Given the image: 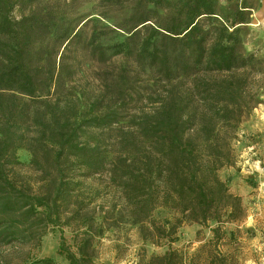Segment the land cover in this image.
Here are the masks:
<instances>
[{"label": "trees", "instance_id": "trees-1", "mask_svg": "<svg viewBox=\"0 0 264 264\" xmlns=\"http://www.w3.org/2000/svg\"><path fill=\"white\" fill-rule=\"evenodd\" d=\"M104 1L0 0V264L29 263L51 228L73 230L58 256L98 264L95 240L124 223L168 247L140 264H234L221 244L247 210L224 172L264 76L239 36L251 0ZM187 224L213 234L192 255L173 248Z\"/></svg>", "mask_w": 264, "mask_h": 264}, {"label": "rangeland", "instance_id": "rangeland-1", "mask_svg": "<svg viewBox=\"0 0 264 264\" xmlns=\"http://www.w3.org/2000/svg\"><path fill=\"white\" fill-rule=\"evenodd\" d=\"M70 1V0H67ZM243 1V0H239ZM227 6V3H223ZM249 5L254 9L251 12L249 24L239 27V36L243 41L246 53H256L264 56V0H251ZM76 7L81 11L90 12L98 9L105 13L104 0H79ZM31 8H17L14 18L21 19L30 13ZM98 13V12H94ZM112 17L124 18V11L110 10ZM93 18H99L93 15ZM252 91H259L260 104L254 108L240 125L233 147L237 156L235 168L224 172L230 178L231 191L243 199L247 210L246 218L239 223L226 226V239L221 244L225 255L231 254L234 264H264V76L255 78ZM24 164V171L31 161V155L25 149L17 153ZM155 216L160 219L167 217V213L159 212ZM212 227H215L213 224ZM66 238L68 245H73V230L69 228H51L43 238L41 247L31 252V261L27 264H36L33 259L51 258L56 264H69L68 261L57 255L61 241V234ZM234 232V236H232ZM179 242L173 245L174 249L193 254L201 245L213 238L210 229L198 224H187L179 231ZM95 251L98 264H140L150 260L153 255H162L168 247H159L150 242H144L139 233V227L124 223L120 227L108 229L102 237L95 240ZM5 249L9 258L17 260L22 251L28 248L20 247ZM22 250V251H21ZM15 255V256H14Z\"/></svg>", "mask_w": 264, "mask_h": 264}]
</instances>
